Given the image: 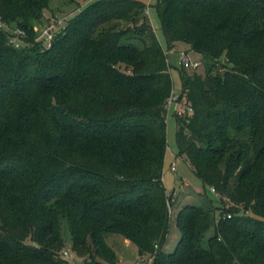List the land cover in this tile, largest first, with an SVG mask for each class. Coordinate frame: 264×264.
Here are the masks:
<instances>
[{"label": "trees", "instance_id": "1", "mask_svg": "<svg viewBox=\"0 0 264 264\" xmlns=\"http://www.w3.org/2000/svg\"><path fill=\"white\" fill-rule=\"evenodd\" d=\"M50 4L0 0V264H70L61 213L75 244L90 239L106 259L105 235L117 232L155 264H264V0L155 4L169 49L182 41L212 60L204 73L179 70L192 111L175 113L176 140L220 205L185 204L172 252L163 168L174 80L150 4L92 0L38 40Z\"/></svg>", "mask_w": 264, "mask_h": 264}, {"label": "rangeland", "instance_id": "2", "mask_svg": "<svg viewBox=\"0 0 264 264\" xmlns=\"http://www.w3.org/2000/svg\"><path fill=\"white\" fill-rule=\"evenodd\" d=\"M92 0H51L50 7L45 12V17L42 23H37L34 29L38 32L36 39L47 40L49 34L54 35L57 31L64 28L68 20L78 12L77 7H83ZM147 4H150L147 10L148 19L150 25L155 30L160 42L163 44L167 51L168 62L170 63V72L174 80V94L178 96L181 103L186 105L189 103L186 100V95L182 96V81L179 70L187 69L190 72L197 71L204 73L208 64L212 61L210 58H206L202 53L192 50L185 42L179 41L174 43L171 49H169L166 41L160 15L156 9L157 0H141ZM4 25V23H2ZM6 26V24H5ZM11 36L15 43L23 44L24 32L19 31L16 28L11 30ZM186 52L193 61H199L200 64L196 67H183L180 62V55L182 52ZM225 56L220 57V62H224ZM216 67L220 66L216 64ZM223 71V68H219L218 71ZM169 104V103H167ZM186 105L182 106L183 108ZM188 112H183L181 115H185ZM176 105L174 102H170L167 106V150L165 155V162L163 168V180L166 190L170 194V231L167 236V240L163 249L166 252H172L181 237V229L176 223L177 214L185 204H195L205 206L207 197L211 198L214 204L220 205L218 200L219 195L214 194L213 189L209 186H205L201 178L196 175L190 165L186 154L179 155V149L176 140L177 120L175 117ZM172 164L175 165V169H172ZM206 194V195H205ZM225 208H230L231 204H223ZM214 213H219V210ZM237 209L241 210L242 205H238ZM246 213L249 211L246 210ZM61 216V235L64 239V245L60 251V255L66 258L70 264H155V257L152 255H140L137 245L129 238H126L121 233L109 232L105 235L106 243L112 248L114 257L112 259H106L100 254L96 253L93 247L92 241L87 240V245L77 246L74 242L71 227L67 216L63 213ZM215 233V227L212 226L204 236V242L210 236ZM83 250V251H82Z\"/></svg>", "mask_w": 264, "mask_h": 264}, {"label": "built area", "instance_id": "3", "mask_svg": "<svg viewBox=\"0 0 264 264\" xmlns=\"http://www.w3.org/2000/svg\"><path fill=\"white\" fill-rule=\"evenodd\" d=\"M19 31H21V32H23L22 30H19ZM52 37V34H49V38H51ZM11 42H14V39L11 37ZM180 62L185 66V67H189V66H191V67H196V66H198L199 64H200V62L199 61H193L192 59H191V57L186 53V52H182L181 53V55H180ZM170 102H174L175 103V105H176V113L177 114H183V112H186L187 111V109H188V111L189 112H191L192 111V108L190 107V105H186L185 103H181L180 101H179V98H178V96H176L175 94H174V91H173V93H172V95L170 96V98L168 99V101H167V103H169L170 104ZM169 104H167V106L169 105ZM184 105H186V107H182V106H184ZM188 113V112H187ZM172 169H175V165L174 164H172ZM211 189H213V188H211ZM214 190V189H213ZM228 216H231L230 214H228Z\"/></svg>", "mask_w": 264, "mask_h": 264}]
</instances>
